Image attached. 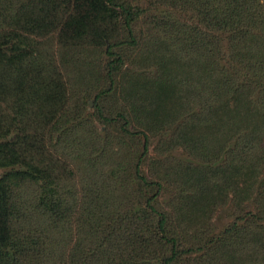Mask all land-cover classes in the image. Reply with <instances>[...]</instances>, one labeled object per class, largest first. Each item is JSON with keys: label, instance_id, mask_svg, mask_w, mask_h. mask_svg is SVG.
<instances>
[{"label": "trees", "instance_id": "16d2710c", "mask_svg": "<svg viewBox=\"0 0 264 264\" xmlns=\"http://www.w3.org/2000/svg\"><path fill=\"white\" fill-rule=\"evenodd\" d=\"M0 170V264H264V0H0Z\"/></svg>", "mask_w": 264, "mask_h": 264}, {"label": "rangeland", "instance_id": "374dc122", "mask_svg": "<svg viewBox=\"0 0 264 264\" xmlns=\"http://www.w3.org/2000/svg\"><path fill=\"white\" fill-rule=\"evenodd\" d=\"M91 104L92 102L90 101V105ZM0 173H1V170H0ZM226 215H227V212L224 210V211H221L219 215L215 217L214 223H215V229L217 231L223 226V223L227 220V218L225 217ZM221 219H225V220H221Z\"/></svg>", "mask_w": 264, "mask_h": 264}]
</instances>
